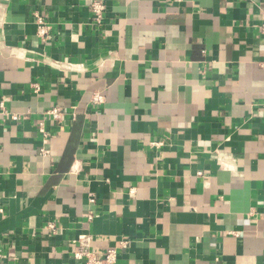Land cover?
I'll return each instance as SVG.
<instances>
[{"label":"crops","instance_id":"1","mask_svg":"<svg viewBox=\"0 0 264 264\" xmlns=\"http://www.w3.org/2000/svg\"><path fill=\"white\" fill-rule=\"evenodd\" d=\"M263 26L264 0H0V264H80L81 235L116 264H264Z\"/></svg>","mask_w":264,"mask_h":264},{"label":"built area","instance_id":"2","mask_svg":"<svg viewBox=\"0 0 264 264\" xmlns=\"http://www.w3.org/2000/svg\"><path fill=\"white\" fill-rule=\"evenodd\" d=\"M91 11L93 14V21L96 25H100L104 18L105 5L101 1H96L91 5ZM36 24H37V36L40 41L44 42L49 37L50 27L46 21V18L40 15H36ZM261 32L264 34V26L261 27ZM261 66L264 70V61L261 63ZM31 88L33 89V93L39 92V87L37 84H31ZM101 101V97H95L94 103H99ZM0 112L1 114L9 120L18 121L19 116L14 113H10L7 111L2 103H0ZM44 116L46 118L51 119L57 124H64L66 121V114L64 111L58 107H55L49 111H46ZM38 132L41 135L42 139V148L40 153L42 156H47L48 151L46 150V144L48 142V133L45 129L44 119H41L37 123ZM92 203L93 200L90 199ZM91 219V217H89ZM48 229L52 232L56 231L55 226L52 223L48 224ZM91 238L89 236L81 235L77 238V240L73 241V256L79 261L80 264H116L117 259V251L115 248H110L103 257L97 258L92 252L90 248ZM123 246V245H122ZM121 246V247H122ZM124 247V246H123Z\"/></svg>","mask_w":264,"mask_h":264}]
</instances>
